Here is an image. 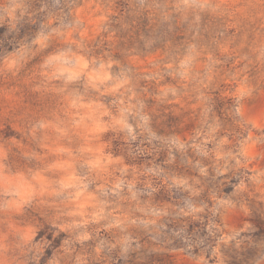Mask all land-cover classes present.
Returning a JSON list of instances; mask_svg holds the SVG:
<instances>
[{"label":"rangeland","instance_id":"1","mask_svg":"<svg viewBox=\"0 0 264 264\" xmlns=\"http://www.w3.org/2000/svg\"><path fill=\"white\" fill-rule=\"evenodd\" d=\"M0 264H264V0H0Z\"/></svg>","mask_w":264,"mask_h":264}]
</instances>
